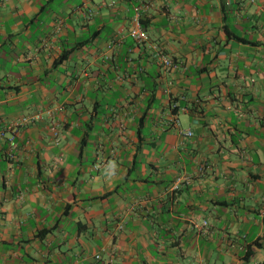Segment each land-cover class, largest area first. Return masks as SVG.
<instances>
[{"label": "crops", "instance_id": "1", "mask_svg": "<svg viewBox=\"0 0 264 264\" xmlns=\"http://www.w3.org/2000/svg\"><path fill=\"white\" fill-rule=\"evenodd\" d=\"M95 262L264 264V0H0V264Z\"/></svg>", "mask_w": 264, "mask_h": 264}, {"label": "built area", "instance_id": "2", "mask_svg": "<svg viewBox=\"0 0 264 264\" xmlns=\"http://www.w3.org/2000/svg\"><path fill=\"white\" fill-rule=\"evenodd\" d=\"M124 0H109V6L114 7L119 2ZM145 6L143 4H138L133 8V14L130 17V27L128 31V36L137 44H144L149 42V37L146 31L144 30L142 21H143V12L145 11ZM159 63L162 65L164 70H168L173 67V61L171 58L161 55L158 58ZM41 119L39 114H34L28 117H25L21 120L22 124H28L30 122H35ZM187 136H192L190 131L184 133ZM93 264H97L96 262Z\"/></svg>", "mask_w": 264, "mask_h": 264}, {"label": "clouds", "instance_id": "3", "mask_svg": "<svg viewBox=\"0 0 264 264\" xmlns=\"http://www.w3.org/2000/svg\"><path fill=\"white\" fill-rule=\"evenodd\" d=\"M113 167H115V165L113 164Z\"/></svg>", "mask_w": 264, "mask_h": 264}, {"label": "trees", "instance_id": "4", "mask_svg": "<svg viewBox=\"0 0 264 264\" xmlns=\"http://www.w3.org/2000/svg\"><path fill=\"white\" fill-rule=\"evenodd\" d=\"M142 23H143V21H142Z\"/></svg>", "mask_w": 264, "mask_h": 264}]
</instances>
